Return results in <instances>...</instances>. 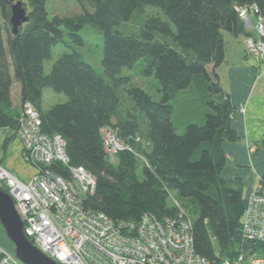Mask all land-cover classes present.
I'll return each mask as SVG.
<instances>
[{
	"label": "trees",
	"instance_id": "trees-1",
	"mask_svg": "<svg viewBox=\"0 0 264 264\" xmlns=\"http://www.w3.org/2000/svg\"><path fill=\"white\" fill-rule=\"evenodd\" d=\"M24 1L29 20L15 35L12 4L0 0V129L15 133L22 106L30 102L40 112L42 131L62 135L70 163L97 179L87 207L117 221H138L143 213L162 220L177 214L169 201L177 194L197 206L193 224L198 253L214 258L218 252L232 259L245 247L264 254V243L242 240L247 202L242 182L222 177L227 164L223 145L242 136L234 128L236 108L218 74L226 61L224 31L236 36L246 31L236 8L256 6L264 19V0H76L81 14L52 19L46 10L48 0ZM147 6L158 7L168 20L159 16L137 20ZM133 21L139 22L132 29ZM89 25L105 40L104 74L73 51L62 55L45 75V63L52 50L65 43L66 32L71 42L82 46L80 33ZM141 59L146 61L145 74L159 82L163 93L159 101L134 86L131 77L121 75ZM15 83L21 88L19 112L12 100ZM193 84L217 99L208 103L204 125L189 124L181 135L173 122L171 101ZM48 87L68 101L44 112ZM106 128L117 130L119 139L141 151L146 160L143 179L136 154L125 151L116 163L108 161L102 138ZM52 169L66 173L60 164Z\"/></svg>",
	"mask_w": 264,
	"mask_h": 264
},
{
	"label": "built area",
	"instance_id": "built-area-1",
	"mask_svg": "<svg viewBox=\"0 0 264 264\" xmlns=\"http://www.w3.org/2000/svg\"><path fill=\"white\" fill-rule=\"evenodd\" d=\"M236 9L246 30L254 29L257 34L245 41L249 56L264 63L263 17L256 6ZM21 110L15 133L23 144V159L33 166L35 175L25 182L0 162V189L14 200L29 242L55 263L264 264V254L245 247L232 259L218 252L214 258L198 253L193 218L176 199L177 214L162 220L143 213L138 221H117L87 207L97 190V179L70 163L62 135L42 131L40 112L30 102ZM240 112L245 115L246 108L241 107ZM102 138L107 159L113 164L121 152L136 154L113 128L103 130ZM54 164H60L66 173L55 172ZM260 179L257 189L246 197L241 233L247 243H264V181L262 176ZM0 259V264H24L1 247Z\"/></svg>",
	"mask_w": 264,
	"mask_h": 264
},
{
	"label": "crops",
	"instance_id": "crops-1",
	"mask_svg": "<svg viewBox=\"0 0 264 264\" xmlns=\"http://www.w3.org/2000/svg\"><path fill=\"white\" fill-rule=\"evenodd\" d=\"M224 35L226 61L218 69L219 80L229 94L236 112L241 107H245L247 112L243 116L238 114L234 121V128L242 136L241 140L223 145L227 164L222 177L226 180H240L246 198L257 189L261 180L259 176L264 170V63L258 57L249 56L247 52L245 41L248 36L257 35L254 29L246 30L239 36L228 32ZM15 92L19 100L14 104V109L19 112L22 104L21 88ZM0 136V162L16 177L25 182L30 181L35 170L24 161L23 144L16 133L9 128L0 129ZM30 167L33 172L29 174L27 170ZM7 238L6 232L0 234L1 240L6 241Z\"/></svg>",
	"mask_w": 264,
	"mask_h": 264
},
{
	"label": "rangeland",
	"instance_id": "rangeland-1",
	"mask_svg": "<svg viewBox=\"0 0 264 264\" xmlns=\"http://www.w3.org/2000/svg\"><path fill=\"white\" fill-rule=\"evenodd\" d=\"M46 10H48L49 19L54 18L56 15L62 18L72 17V16H78V14H81L83 12L80 3L76 0H48L46 5ZM149 16H159L164 21L168 20L166 16L163 15L162 11L154 6H147L144 7L142 11L138 13L137 20L143 18V17H149ZM139 22V21H138ZM136 21H133L131 23L130 28H134L137 23ZM254 22V21H253ZM226 33V31H224ZM5 34V37L7 38V34ZM81 36L84 41V45L78 46L71 42L70 38L67 35V32L64 37V42L57 47H55L52 50V58L48 60L45 63V75H47L51 69L53 68L54 64L58 61V59L64 55L71 53L73 51H76L77 53H81L83 60L86 63H89L93 66V68L97 71L98 74L102 75L104 74V67L102 63V59L104 56V45L105 40L103 39L102 32L96 30L93 26L89 25L82 29ZM146 68V61L144 59H141L134 68H124L122 71V76H129L132 78V83L134 86L141 87L146 93H149L155 101H159L163 97V93L159 91L160 85L159 82L156 81V78L154 75H147L145 74L144 70ZM20 85L15 83L13 86V95L12 100L14 104L16 105L19 100V95L16 96V92L18 91ZM124 97H128L126 93H124ZM44 100L42 109L44 112H48L50 108L59 105L60 103H64L68 101V98L62 94V93H55L52 88L48 87L44 90ZM217 97L213 96V99L210 98L209 95L204 93L203 91H199L196 84H193L191 88H188L186 90L180 91V94L176 96L171 103L174 106V115H173V122L178 128V132L182 135L184 133L186 127L189 124H198V125H204L206 114L207 112H210L208 103L211 100H215ZM21 105V104H20ZM20 105L18 104L17 107L20 108ZM243 116L240 112V108L238 110L237 115ZM236 115V116H237ZM143 142V141H142ZM143 148H147V144L145 142L141 143ZM136 151V158L139 160V178L143 179L144 174L142 171L143 165L146 164V160L144 157H142V153L139 150ZM117 162V161H116ZM115 162V163H116ZM27 172L30 174L33 172L31 167ZM258 175V174H257ZM259 176V175H258ZM262 175L259 177L261 178ZM261 182V180H260ZM175 194V193H173ZM179 199H177L176 197ZM174 197H170V203L174 206L176 202H173L174 199H176L180 205L187 211L192 218H196V204L188 199H180L177 194H175ZM5 230L1 224L0 221V234L4 233ZM7 234V233H6ZM0 247L8 254L15 255V245L10 241V239L7 238L6 241L0 239ZM1 260V259H0Z\"/></svg>",
	"mask_w": 264,
	"mask_h": 264
},
{
	"label": "water",
	"instance_id": "water-1",
	"mask_svg": "<svg viewBox=\"0 0 264 264\" xmlns=\"http://www.w3.org/2000/svg\"><path fill=\"white\" fill-rule=\"evenodd\" d=\"M12 4V33L17 35L19 29L28 22L29 12L24 0H8ZM0 221L8 238L15 245V254L24 264H59L49 259L31 242L24 228V222L15 208L14 200L0 189Z\"/></svg>",
	"mask_w": 264,
	"mask_h": 264
}]
</instances>
